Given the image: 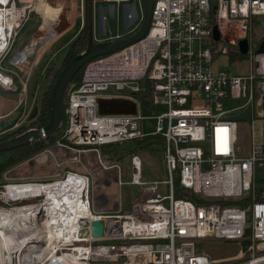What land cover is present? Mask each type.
<instances>
[{"label": "built area", "instance_id": "1", "mask_svg": "<svg viewBox=\"0 0 264 264\" xmlns=\"http://www.w3.org/2000/svg\"><path fill=\"white\" fill-rule=\"evenodd\" d=\"M21 1L30 0H0V82L7 87L15 85L11 74L17 73L4 62L33 10L31 2L23 5ZM127 16L135 20L138 15ZM259 16H264V0H153L149 28L142 39L85 65L80 83L67 93V126L54 142L78 153L98 152L99 162L108 170L120 163L105 159L103 147L158 136L168 176L167 194L157 192L154 184L151 196L133 203L129 213L96 215L91 177L86 173L69 169L50 180L2 184L0 201L12 205L0 212L21 214L24 232L19 236L30 232L36 237L19 250L18 264H69L67 255L74 253L81 264H212L195 250L194 240L205 237L247 240L252 244L250 255L233 264H264V141H255L252 124L246 128L248 143L241 144L242 120L229 115L243 107H250L251 115L264 113V52H257L261 40L252 29ZM214 25L218 40L213 37ZM227 28L238 34L230 37ZM241 39L248 44V71L214 69V53L239 55ZM32 51L25 47L14 54L13 66L25 65ZM145 77L152 81V108L148 109L161 103L165 111L150 116L141 109L117 115L98 111L101 94L114 88L126 96L138 95L139 82ZM26 100L23 96L20 103ZM225 100L244 103L225 109ZM147 119L154 121L149 133L140 125ZM49 154L55 156L46 148L36 156L47 161ZM131 165L130 182L145 184L137 154L131 157ZM175 179L180 188L200 199L176 197ZM31 186L44 190L10 194ZM63 186L67 189L58 195L66 207L45 193ZM102 217L107 219L106 236L97 239L91 234V222Z\"/></svg>", "mask_w": 264, "mask_h": 264}, {"label": "rangeland", "instance_id": "2", "mask_svg": "<svg viewBox=\"0 0 264 264\" xmlns=\"http://www.w3.org/2000/svg\"><path fill=\"white\" fill-rule=\"evenodd\" d=\"M28 2L32 3L33 10L30 12L26 25L17 37L12 52L4 62L7 68H13L20 77L18 78L16 74H11L15 80V85L13 87H7L0 82V96L12 101L11 108H6L8 107L6 103L5 109H2L4 100L0 98V116H2V112L8 113V109L11 111L9 115L0 119V140L8 139L9 136H18L23 129L38 128V126L32 125V121L38 113H36L32 120H30V116L34 108H37L38 111L43 93L54 87L57 76L69 63V61H65V57L72 37H76L81 31L80 19L75 29L57 36L45 47L44 51V44L42 45L37 38H39L40 35L44 37L50 27L55 26L54 23L56 20L61 19V21L63 20L66 24L73 22L75 8H78L79 13L83 12L84 21L86 17H88L89 21V0L87 13V0H30ZM20 3L23 5L27 4L23 1ZM92 9L95 21L94 38L107 39L110 37L109 39H113L112 36L127 34L135 30L140 25L142 19L141 6L137 1L128 4V6L126 4H114L112 11L109 4L103 1H94ZM101 9H103L102 18ZM133 9L138 15L137 19L133 21V24L126 27L129 21L127 20L129 19L127 15L132 13ZM258 21V24L254 25L252 29L254 37L261 40L264 39V16H259ZM58 29L57 27V30ZM227 32L230 37L238 34V31L233 28H227ZM26 43H28L27 45H33V47H29L33 49V51L29 61L20 67L23 69L21 70L20 68L14 67L11 61L15 53L25 48L24 46ZM228 46L230 49H233L232 46ZM37 56L40 57L36 65L32 67V72L29 74L31 65L36 60ZM211 65L216 70H229L232 73H246L248 71L247 57L241 58L233 54L224 55L218 53L214 55ZM50 69L53 70L51 74H48ZM73 87H75V85ZM125 93L124 91H116L114 88L109 92H104L99 96L98 111L107 115L129 113L124 111L126 108L122 105H128L129 108L133 107L134 111H140L138 95L126 96L124 95ZM23 96L26 97L27 100L26 103L24 102L22 104L20 101ZM66 100H68L67 97ZM243 103V100H230L225 101L224 106L225 109H232L234 107H241ZM104 107H109L108 110L114 111L107 113L103 111ZM254 110H257V108ZM163 111H165V106L161 103L157 104L153 110L145 107L141 109L144 116L158 115ZM229 115L233 118L242 120L243 124L241 125L249 124L251 119V108L243 107L231 112ZM263 122L264 117H256L255 141H264V135L261 134V130L264 127ZM140 125L142 130L146 133L154 129V121L151 119L142 121ZM148 138L150 139V144L147 147H139L135 142L103 147L101 149V154L105 156V159H110L109 161H112V163L116 161V158L120 160L118 168H113V170L108 169L110 171L104 169L103 165L99 162L98 152L87 151L78 153L73 150L63 149V147L53 142L48 148L53 151L55 156L49 154L47 161H42L40 159L41 156L35 155L9 168L3 172L0 178V185L11 180H20L22 178H26L27 180H50L55 174L72 169L90 175L91 192L96 213L102 215L116 214L119 210L118 208L125 212H129L133 207V203L151 196L148 194L152 185L156 184L157 191L160 194L164 195L167 193L166 185L160 183L163 179L168 178L161 142L159 141L160 139L158 136H150ZM239 142L241 144L248 143L246 134L240 136ZM115 150L117 152V157L115 156ZM134 150L141 160L140 176L141 180L145 182L143 185L132 184L130 182L133 175V167L130 161L131 155H133L131 153ZM58 162L62 163V165H57ZM115 176H117V178H115ZM107 182L110 183L109 186L106 185ZM107 197L110 203L108 206L105 204ZM10 205H6L0 201V209L3 207H10ZM115 205H117V207L112 208ZM107 210H110V212ZM5 221L9 222L6 219ZM194 241L196 252L207 256L212 264L236 263L242 258H246L250 255V248L252 245L247 240H219L213 237L198 238ZM96 264L104 263L98 262Z\"/></svg>", "mask_w": 264, "mask_h": 264}, {"label": "water", "instance_id": "3", "mask_svg": "<svg viewBox=\"0 0 264 264\" xmlns=\"http://www.w3.org/2000/svg\"><path fill=\"white\" fill-rule=\"evenodd\" d=\"M93 2L89 0V43L87 48L75 56L69 63L63 68L57 80L55 82L52 93V110L48 123L41 128H30L26 132L0 142V151L12 150L20 146L26 145L34 140H40L43 138H57V129L62 126H67V103L66 97L68 88L75 78V76L83 69V67L91 60L100 56H105L114 53L118 50L124 49L130 46L134 42L142 39L148 31L151 12L153 7V0H140L142 19L140 25L129 36H123L120 38L107 39L103 41H96L94 38V17H93ZM213 37L218 40L219 32L217 25L213 26ZM248 44L246 39L239 41V51L241 54L247 52ZM257 52H264V39L260 42ZM128 109V105L124 106ZM113 107V106H112ZM115 107V106H114ZM109 107H104L103 111L113 112L114 110H108ZM116 110V109H115ZM37 113V108H34L30 119L34 118ZM107 219L102 217L91 222V234L94 238H103L106 236Z\"/></svg>", "mask_w": 264, "mask_h": 264}, {"label": "trees", "instance_id": "4", "mask_svg": "<svg viewBox=\"0 0 264 264\" xmlns=\"http://www.w3.org/2000/svg\"><path fill=\"white\" fill-rule=\"evenodd\" d=\"M88 12V0L86 2V13ZM89 21L88 17L85 18L83 27L80 31V33L73 39V41L70 43L68 47V51L66 53V62L71 61L75 56L83 52L89 43ZM130 34H126L125 36H129ZM218 53H214V55H217ZM238 57H243L241 54ZM85 66L83 69L75 76L73 81L71 82L68 91L72 89V87L80 83L83 72H84ZM53 69H50L48 74H51ZM59 76V75H58ZM57 76V77H58ZM57 79V78H56ZM56 82V81H55ZM140 85V91L138 93V100L140 107L142 108H152V91H151V85L152 81L148 78H144L139 82ZM53 88L45 91L43 93L40 107L37 111V116L32 121V125L38 126V128H41L42 126H45L51 115L52 110V93ZM26 129H23L21 133L26 132ZM62 126H60L57 129L56 133H62L63 132ZM20 133V134H21ZM12 136H9L11 138ZM6 140V139H4ZM55 141V138H43L40 140H34L26 145L20 146L18 148L12 149V150H6V151H0V178L2 177L3 172L8 170L9 168H12L30 158L37 155L38 153L42 152L46 148H48L53 142ZM115 156H117V152L115 150ZM174 194L176 197H193L196 199H200L198 196L193 195L192 193L188 191H184L179 186V182L177 179L174 180Z\"/></svg>", "mask_w": 264, "mask_h": 264}, {"label": "bare ground", "instance_id": "5", "mask_svg": "<svg viewBox=\"0 0 264 264\" xmlns=\"http://www.w3.org/2000/svg\"><path fill=\"white\" fill-rule=\"evenodd\" d=\"M44 27V26H43ZM57 26H51L50 29L47 31L46 35L39 36L38 41L42 43L43 46H45L47 43H49L56 35H57ZM33 47V45H32ZM43 186H31L26 187L25 189L17 188L13 189V191L18 192V194H14L11 192L10 194L13 196L19 195L20 193H36L35 191H42ZM67 188L65 186L60 188H51V189H45V193L52 195L54 199L59 203H63L62 207H66V204L64 201L59 199L58 194H62L63 191H65ZM67 203L69 201L67 200ZM96 215H101L96 213ZM8 220L9 222L5 221ZM24 219H22L21 214H15L13 212H0V264H18L19 260V250L25 249L30 246L32 239H36L35 236H30V232H27L24 235H20V232H24ZM17 235L19 237H17ZM19 240V241H18ZM16 255V256H15ZM18 255V256H17ZM77 254H71L67 255V263L71 264L76 261ZM64 260V258H63ZM58 263H62V260L57 259ZM75 264H81L80 262H75Z\"/></svg>", "mask_w": 264, "mask_h": 264}, {"label": "crops", "instance_id": "6", "mask_svg": "<svg viewBox=\"0 0 264 264\" xmlns=\"http://www.w3.org/2000/svg\"><path fill=\"white\" fill-rule=\"evenodd\" d=\"M94 1H100V0H94ZM104 3H106V2H104ZM107 4H109V7L111 8V11H112V9H113V7H114V4H111V3H107ZM128 4H130V3H128ZM128 4L126 3V5L128 6ZM101 12H102V14H101V18H102V16H103V9H101ZM133 14L135 15V14H137L136 13V11L133 9ZM128 17V16H127ZM59 18V17H58ZM61 18V17H60ZM80 19V22H81V29H82V27H83V24H84V16H83V12L82 13H79V10H78V8H75V11H74V19H73V22H71V23H67L66 24V22H64L63 20L61 21V19H59V20H56V22L54 23L55 24V26H57L58 25V32H57V35L52 39V40H54L57 36H59V35H62V34H64V33H67V32H71L73 29H75L76 28V25H77V23H78V20ZM127 20H129L128 22H127V24H126V27L127 26H129V25H131V24H133V21L134 20H131V19H127ZM258 20H257V22H256V24L255 25H257L258 24ZM94 27H95V21H94ZM42 29H43V27H42ZM42 29H41V31H42ZM136 30V29H135ZM134 32V30L133 31H131V32H129V33H127V34H130V33H133ZM21 33V32H20ZM254 33V32H253ZM126 34H118L117 36H125ZM117 36H112V38H114V37H117ZM75 38V36H73L72 37V39H71V41L69 42V45H70V43L72 42V40ZM110 38V37H109ZM109 38H107V39H109ZM106 38H97V37H95V40L96 41H103V40H107ZM52 40L49 42V43H47L45 46H43V51H44V49H45V47L48 45V44H50L51 42H52ZM263 39H261V41H262ZM28 43H26V45L24 46V47H30V46H32V45H27ZM69 47V46H68ZM24 49V48H23ZM23 49H21V50H19L18 52H20V51H22ZM42 51V52H43ZM17 52V53H18ZM17 53H15V54H17ZM22 53H24V52H22ZM32 53V52H31ZM31 53H30V55H31ZM241 54V53H240ZM240 54L239 55H237V56H240ZM30 55H29V59H30ZM243 57H245V54H241ZM40 56H37V58H36V60L34 61V63H32V65H31V71L29 72V74L32 72V67H34L35 65H36V63H37V61H38V58H39ZM213 57H214V55H213ZM242 58V57H241ZM29 61V60H28ZM21 70H23L22 68H20ZM14 74V73H13ZM17 75V77L19 78L20 76H18V74H16ZM24 75V74H23ZM27 78H28V76H27ZM26 78V79H27ZM21 79V78H20ZM0 98H2L3 100H4V102H3V108L2 109H5V104L7 103L8 104V107H6V108H11V106H12V101L11 100H9V99H6L5 97H1L0 96ZM225 101H230V100H225ZM224 101V102H225ZM139 106H140V104H139ZM143 108V107H142ZM141 107H140V109H142ZM129 109V110H128ZM128 109H124V111L125 112H129V113H126V114H130V113H134V112H136V111H134V109H133V107H130V108H128ZM0 110H1V108H0ZM9 111H8V113H4V112H2L3 114H2V116H0V119H2V118H4V117H6L7 115H9L10 113H11V111H10V109H8ZM262 110H263V112H264V105L262 106ZM108 112H110V111H108ZM107 112V113H108ZM102 114H105V113H102ZM256 117H259V118H262V117H264V113L262 114V116L261 115H257L256 113H254V115H251V119H250V123L249 124H244V125H241V124H243L242 122H240V124H239V126H240V131H239V134H240V136L242 135V134H246V128H248V127H250V125H252L253 124V128H254V132H256ZM264 123V122H263ZM4 131V130H3ZM0 134H1V132H0ZM261 134L262 135H264V127H263V129L261 130ZM246 136H247V134H246ZM148 137H150V136H147L146 138H142V139H140V140H134L133 142H135V144L136 145H138L139 147H147L149 144H150V142H149V138ZM160 139V138H159ZM160 142H161V139L159 140ZM132 143V142H131ZM247 144V142L245 143V144H243V145H246ZM161 147H162V142H161ZM162 153H163V151H162ZM131 154H136V151L134 150ZM138 155V154H137ZM133 155H131V157H132ZM117 157V156H116ZM115 157V158H116ZM164 158V157H163ZM116 160H118V161H120L119 159H117L116 158ZM131 162V161H130ZM164 164H165V161H164ZM165 167H166V165H165ZM113 170V169H112ZM107 171H110V170H107ZM115 178H117V176H115ZM23 179V178H22ZM24 179H26V178H24ZM166 180H167V178H165V179H163L162 181H160V183H162V184H164V185H166V187H167V191H168V186H167V184L165 183L166 182ZM159 183V184H160ZM109 182H107V186H109ZM157 187V186H156ZM158 192V191H157ZM167 194V193H166ZM148 195H151V193L149 192V194ZM165 195V194H164ZM106 203L105 204H107V206L108 205H110V203H109V199H108V197L106 198V201H105ZM115 207H117V205H115L114 207H112V208H115ZM119 210L118 211H121L122 213H129V212H125V211H123V210H121L120 208H118ZM93 210L95 211V208H94V201H93ZM104 210V209H103ZM107 211H109L110 212V210H107Z\"/></svg>", "mask_w": 264, "mask_h": 264}, {"label": "flooded vegetation", "instance_id": "7", "mask_svg": "<svg viewBox=\"0 0 264 264\" xmlns=\"http://www.w3.org/2000/svg\"><path fill=\"white\" fill-rule=\"evenodd\" d=\"M33 119H34V118H33ZM30 120H32V119H30ZM12 138H13V137H12ZM9 139H10V138H9ZM6 140H8V139H6ZM1 141H5V140L3 139V140H0V142H1Z\"/></svg>", "mask_w": 264, "mask_h": 264}]
</instances>
